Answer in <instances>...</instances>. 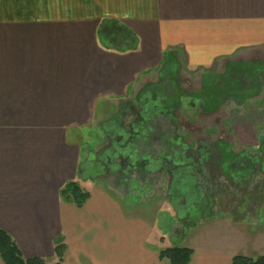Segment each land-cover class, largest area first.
<instances>
[{
  "label": "crops",
  "instance_id": "0c3cea01",
  "mask_svg": "<svg viewBox=\"0 0 264 264\" xmlns=\"http://www.w3.org/2000/svg\"><path fill=\"white\" fill-rule=\"evenodd\" d=\"M110 25L135 49L115 48L101 32ZM178 50L191 71L244 64L264 79V0H0V228L25 258L53 264L63 241L64 264H166L172 245L150 243L155 228L103 185L86 182L82 207L59 192L82 181L81 131ZM260 219L217 218L202 246H187L189 264L264 255Z\"/></svg>",
  "mask_w": 264,
  "mask_h": 264
},
{
  "label": "rangeland",
  "instance_id": "374dc122",
  "mask_svg": "<svg viewBox=\"0 0 264 264\" xmlns=\"http://www.w3.org/2000/svg\"><path fill=\"white\" fill-rule=\"evenodd\" d=\"M229 66L224 64L211 72L191 71L181 51L169 53L137 93L133 91L123 102L116 101L108 115L101 111L100 118L79 135L83 147L81 186L87 189L86 182L91 186L101 184L120 197L127 215L142 217L155 228L150 243H161L156 234H162L165 246H188L193 242L196 248L203 245L204 237L208 238L209 230L216 225L212 223L219 217L241 218L251 228H256L258 216L264 222V79H254L253 87L246 93L236 84L229 89L223 81ZM260 74L264 76L263 72ZM162 78L172 84L171 93L176 94L170 108L176 118L179 142L186 151L183 163L167 157L150 166L144 161L146 154L131 153L134 148L129 140L135 132L133 117L139 109L136 96L141 92L148 98L160 94L162 89L157 90L160 82H165ZM212 85L225 86L227 93L219 108L211 112L205 107L204 95ZM119 117L121 123L114 122ZM103 123L107 133L101 128ZM110 132L115 133L114 138ZM200 142L215 144L208 148V159L202 161ZM224 144L239 157L255 159L250 175L249 167L233 173L234 177L246 176L247 186L235 184L234 177L224 174L223 169L228 171L229 167L220 163ZM115 148L123 150V154L114 156ZM108 154L112 157L104 159ZM139 160V167H134ZM258 231L262 233L253 242L263 243L264 229ZM251 237L252 240L254 236Z\"/></svg>",
  "mask_w": 264,
  "mask_h": 264
},
{
  "label": "trees",
  "instance_id": "16d2710c",
  "mask_svg": "<svg viewBox=\"0 0 264 264\" xmlns=\"http://www.w3.org/2000/svg\"><path fill=\"white\" fill-rule=\"evenodd\" d=\"M111 26V27H110ZM102 29L103 34L107 37L108 41L117 49L125 51L132 50L134 48L133 41L130 37V33L127 34V29L118 27L116 25H110ZM247 65V64H246ZM254 67V66H253ZM248 68L242 65L234 66L230 65L226 75L223 77L225 85L228 88L236 84L243 92L253 87L254 79L257 74L255 68ZM251 72V73H250ZM165 82H160L158 92L162 89L160 94H153L151 98L145 97L146 93H139L135 100L136 105H139V109L136 115L133 117V128L135 132L130 135L131 139L129 144L133 145V152H137L138 156L145 155L148 157L146 164L156 163V160H164V158L171 157L173 161L177 163H183L182 155L186 151V146L181 144L179 140L181 138L176 133L177 123L173 110L170 108L172 105V99L176 95L171 93L172 84L166 83V78H162ZM248 85V86H247ZM225 86L212 85L205 93V107L208 111H214L219 108L222 102V96L227 93ZM229 88V89H230ZM136 105L134 107H136ZM120 117L114 122H120ZM101 128L106 129L104 123ZM117 129V128H115ZM119 129H122L119 126ZM137 129V130H136ZM107 133V131L105 130ZM114 138L115 133H109ZM117 135V133H116ZM207 142H200V155L202 159L207 158L210 154L209 147L213 146L214 143L206 144ZM221 143V142H220ZM125 145V144H124ZM215 145V144H214ZM222 145V144H220ZM191 146V145H190ZM117 147V146H116ZM224 150L222 151L223 159L221 160L222 166H229L227 170L223 169L224 174L231 175L234 177L239 169L243 167H249V175L254 170L253 163L254 158L249 156H240L235 152H231L227 145H223ZM123 150L115 148L113 155L121 156ZM112 157L111 154L106 155L104 159ZM129 160V159H128ZM153 161V162H152ZM131 163L132 160L130 159ZM142 162V161H141ZM140 160L138 163L133 164L134 167H139L141 164ZM157 163L155 164V166ZM154 166V167H155ZM249 177V176H248ZM234 183L239 186L245 184L247 186V177H234ZM81 181L78 179L67 182L60 189V197L65 202L74 203L78 207H82L90 198V192L81 186ZM247 196V195H246ZM66 244L63 241H57L55 243V255L57 261L53 264H64V256L66 252ZM193 255V249L187 246H172L162 249L159 253L161 260L165 261L166 264H189ZM0 256L2 257L5 264H48L46 259L41 257L25 258L15 240V238L8 233L6 230L0 228ZM233 264H264V255H260L256 258L248 257L245 255H235L233 257Z\"/></svg>",
  "mask_w": 264,
  "mask_h": 264
}]
</instances>
